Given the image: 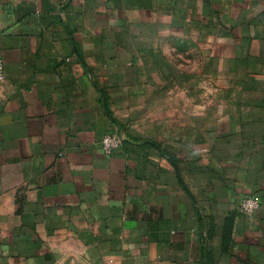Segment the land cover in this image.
I'll use <instances>...</instances> for the list:
<instances>
[{
  "label": "crops",
  "instance_id": "obj_1",
  "mask_svg": "<svg viewBox=\"0 0 264 264\" xmlns=\"http://www.w3.org/2000/svg\"><path fill=\"white\" fill-rule=\"evenodd\" d=\"M0 57V264H264V0H0Z\"/></svg>",
  "mask_w": 264,
  "mask_h": 264
},
{
  "label": "built area",
  "instance_id": "obj_2",
  "mask_svg": "<svg viewBox=\"0 0 264 264\" xmlns=\"http://www.w3.org/2000/svg\"><path fill=\"white\" fill-rule=\"evenodd\" d=\"M4 67V60L0 57V78L3 76ZM121 145L122 139L117 135H106L102 140V149L106 155H113ZM259 208L260 201L255 196H246L240 203L241 213L247 216L254 214Z\"/></svg>",
  "mask_w": 264,
  "mask_h": 264
}]
</instances>
